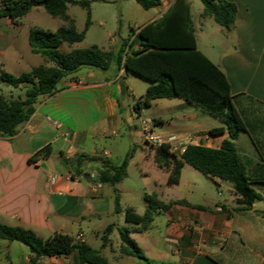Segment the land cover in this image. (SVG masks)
I'll list each match as a JSON object with an SVG mask.
<instances>
[{
    "label": "crops",
    "instance_id": "0c3cea01",
    "mask_svg": "<svg viewBox=\"0 0 264 264\" xmlns=\"http://www.w3.org/2000/svg\"><path fill=\"white\" fill-rule=\"evenodd\" d=\"M173 1L160 0L158 6L145 10L140 27L158 19ZM225 1L235 5V20L229 30L214 22V31L224 34L220 49L209 51L216 63L197 49L229 84L232 105L244 124L235 148L246 166L249 186L260 200L244 206L246 201L232 183L206 177L219 187L217 197L222 200L213 202L208 195L214 189L205 183L203 197L194 202L197 171L188 164L182 166L178 183L167 185L169 172L157 166L156 149L144 141L141 121L154 125V132L176 157L187 145L217 149L228 133L209 132L225 125L181 98L157 99L146 108L138 107L149 84L137 92L131 73L112 62L106 71L80 68L63 77L52 95L36 100L33 114L12 137L0 138V224L32 230L43 239L59 233L86 243L85 230L97 237L95 229L103 218L113 215L114 208L113 187L98 183L97 173L104 166L118 165L132 151L126 176L134 164L162 203L183 200L189 206L172 204L153 214L144 230L129 234L148 262L122 255L120 238L117 249L111 247L110 239L104 247L100 243L94 249L109 264H264V0ZM22 30V19L15 24L0 17V73L18 76L44 64L43 59L34 64L30 48L28 52L19 48ZM122 141L128 151L121 152L118 162H110L120 155ZM45 148L44 155L37 156ZM145 211L146 205L137 214ZM118 214L125 225L108 224L114 226L110 235L131 228L124 214ZM29 259L23 245L0 240V264H29ZM77 262V253L72 252L40 258L36 264Z\"/></svg>",
    "mask_w": 264,
    "mask_h": 264
},
{
    "label": "trees",
    "instance_id": "16d2710c",
    "mask_svg": "<svg viewBox=\"0 0 264 264\" xmlns=\"http://www.w3.org/2000/svg\"><path fill=\"white\" fill-rule=\"evenodd\" d=\"M133 1L143 10L160 4V0ZM199 1L203 6L201 17L211 18L225 30L232 27L236 13L233 3L225 0ZM68 5L80 6L88 12L89 1L0 0V17H8L15 24L36 7H41L49 16L65 23V26L54 32L42 29L28 31V46L33 54L43 59L44 64L34 66L18 76L0 73L1 84L22 91L16 99L0 96V138L12 137L17 127L33 114L36 100L52 95L63 77L80 68L106 71L115 62L118 68L122 67L149 83L142 100L136 104L138 107L146 108L157 99L181 98L220 118L225 125L209 132L228 133V138L217 149L187 145L180 156L176 157L165 144L156 148L157 166L169 172L167 185L177 184L182 166L188 164L210 179L217 178L232 183L234 191L246 201L244 206L260 200V196L249 186L246 166L234 144L240 132L244 131V124L232 105L229 84L224 74L197 49L187 0H174L158 19L137 31L132 30L122 41L116 54L97 48L72 47L84 39L89 25V13L84 29L78 32L73 20L66 14ZM62 45H66L68 50H60ZM45 151L46 148L37 153V156L44 155ZM131 155L132 151H129L118 165L104 166L96 176L98 183L113 187L115 214L120 213L121 209L114 186L126 177V167ZM81 158H77L78 166ZM143 201L146 204L145 213L138 215L132 208H125L124 220L131 228H120L117 231L121 241L120 253L148 262L129 234L144 230L152 221L153 214L167 210L172 204L189 205L183 200L164 204L156 194H145ZM113 228L111 224L103 230L100 237L102 247L109 243ZM0 240L16 242L26 247L30 256L29 264H36L43 257L67 256L72 252L77 253V264H109L100 250L91 248L84 242H75L72 237L64 234L55 233L43 239L32 230L0 224Z\"/></svg>",
    "mask_w": 264,
    "mask_h": 264
},
{
    "label": "rangeland",
    "instance_id": "374dc122",
    "mask_svg": "<svg viewBox=\"0 0 264 264\" xmlns=\"http://www.w3.org/2000/svg\"><path fill=\"white\" fill-rule=\"evenodd\" d=\"M88 1V12L86 9L77 5H68L66 10V14L73 20L74 27L78 32L84 29L88 16L87 14L89 13V25L85 31L84 39L76 45L78 48H97L116 54L121 47L122 41L130 35L132 30H136L145 22V16L148 13L133 0ZM187 2H189L191 24L194 30L197 47L199 50L205 52V54L216 63L217 60L210 57L209 51L214 49L217 52L218 49H220L224 43V34H219L214 31L216 24L211 18L201 17L203 6L199 0H188ZM22 22L23 30L19 36V48L24 52L29 51V46L27 44V31L30 29H42L54 32L59 27L65 26V23L61 19L49 16L41 7L32 8L31 11L22 18ZM60 50L67 51L68 47L62 45ZM29 57H32L34 64H37L42 60L38 55ZM130 77L131 84L135 86L137 92L143 90V85L149 84L147 81L134 74H130ZM18 95L19 92L14 88L1 84L0 96L7 99H16ZM130 99H132V97H130ZM133 121L136 124V119H133ZM122 142L120 155L115 154L110 162H118L122 158L123 150L124 152L128 151L126 141ZM194 173L196 179L194 178L193 180H195L198 188H193V193H196L191 196V200L199 202L200 198L203 197V191L205 193L206 183V185L210 187L212 186L214 189L213 193H209L208 196L213 199V202H217L216 200L219 198L217 197L219 187L214 185L211 180L206 178L202 173L198 171ZM115 189L119 198L121 213H123L124 209L127 207L132 208L135 213L142 212L146 205L143 201V196L153 192L152 184L143 176L139 175V170L134 164L131 165L128 176L116 184ZM221 200L222 197L219 198V201ZM112 222L119 224V226L125 225L121 215L113 212V215L102 219L100 228L95 229V232H98L97 237H95V234H93L92 231L85 230L86 243L93 248H99L101 243L99 236L104 227ZM109 239L111 241V247L117 249L119 236L114 233L109 236Z\"/></svg>",
    "mask_w": 264,
    "mask_h": 264
},
{
    "label": "built area",
    "instance_id": "2783aa9c",
    "mask_svg": "<svg viewBox=\"0 0 264 264\" xmlns=\"http://www.w3.org/2000/svg\"><path fill=\"white\" fill-rule=\"evenodd\" d=\"M141 131L143 134L144 141L151 147L155 149L165 144L164 139L158 136L154 132V125L150 121H141ZM107 153H104L106 155ZM98 187L100 184L97 185Z\"/></svg>",
    "mask_w": 264,
    "mask_h": 264
}]
</instances>
